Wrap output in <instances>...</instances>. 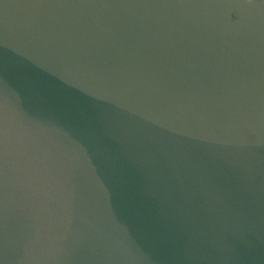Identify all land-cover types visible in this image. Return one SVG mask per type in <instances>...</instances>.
<instances>
[{
  "label": "water",
  "instance_id": "1",
  "mask_svg": "<svg viewBox=\"0 0 264 264\" xmlns=\"http://www.w3.org/2000/svg\"><path fill=\"white\" fill-rule=\"evenodd\" d=\"M0 264H264V0H0Z\"/></svg>",
  "mask_w": 264,
  "mask_h": 264
}]
</instances>
